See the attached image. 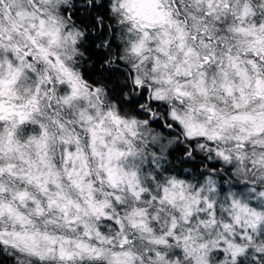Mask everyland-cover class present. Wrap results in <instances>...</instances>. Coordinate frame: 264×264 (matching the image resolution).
<instances>
[{"label":"clouds","instance_id":"9594fccd","mask_svg":"<svg viewBox=\"0 0 264 264\" xmlns=\"http://www.w3.org/2000/svg\"><path fill=\"white\" fill-rule=\"evenodd\" d=\"M0 264H264V0H0Z\"/></svg>","mask_w":264,"mask_h":264},{"label":"trees","instance_id":"16d2710c","mask_svg":"<svg viewBox=\"0 0 264 264\" xmlns=\"http://www.w3.org/2000/svg\"><path fill=\"white\" fill-rule=\"evenodd\" d=\"M101 38H102V37H101ZM90 39H91V38H90ZM89 51L92 52L93 56L97 57L98 62H99L100 54H99V53H96V52H93L91 48L89 49Z\"/></svg>","mask_w":264,"mask_h":264}]
</instances>
